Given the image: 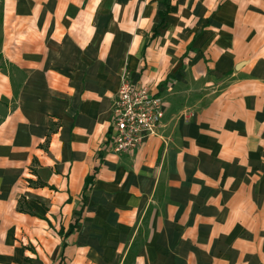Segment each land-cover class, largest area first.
<instances>
[{"label": "crops", "instance_id": "1", "mask_svg": "<svg viewBox=\"0 0 264 264\" xmlns=\"http://www.w3.org/2000/svg\"><path fill=\"white\" fill-rule=\"evenodd\" d=\"M0 264H264V0H0Z\"/></svg>", "mask_w": 264, "mask_h": 264}, {"label": "built area", "instance_id": "2", "mask_svg": "<svg viewBox=\"0 0 264 264\" xmlns=\"http://www.w3.org/2000/svg\"><path fill=\"white\" fill-rule=\"evenodd\" d=\"M165 117V100L158 89L134 82L125 72L113 102L109 151L135 153L147 139L157 136Z\"/></svg>", "mask_w": 264, "mask_h": 264}, {"label": "rangeland", "instance_id": "3", "mask_svg": "<svg viewBox=\"0 0 264 264\" xmlns=\"http://www.w3.org/2000/svg\"><path fill=\"white\" fill-rule=\"evenodd\" d=\"M114 102V101H113ZM112 113H113V105H112Z\"/></svg>", "mask_w": 264, "mask_h": 264}]
</instances>
